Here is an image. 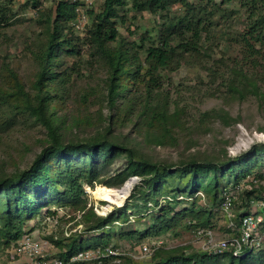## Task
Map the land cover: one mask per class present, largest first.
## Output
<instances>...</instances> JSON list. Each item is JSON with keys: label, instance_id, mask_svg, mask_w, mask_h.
Masks as SVG:
<instances>
[{"label": "rangeland", "instance_id": "1", "mask_svg": "<svg viewBox=\"0 0 264 264\" xmlns=\"http://www.w3.org/2000/svg\"><path fill=\"white\" fill-rule=\"evenodd\" d=\"M217 2L219 10L209 8L205 12L208 29L203 31L198 49L185 50L177 46L181 40L171 41L175 51L169 65L160 69L149 85L145 81L133 88L130 93L135 98L133 111H129L131 103L124 104L122 99L115 107L111 106L107 93L109 65L95 47L86 43V35L67 24L56 25L58 35L73 39V46L64 47L66 50L55 63L54 70L58 74L43 88L51 95L49 114L60 140L69 144L108 138L133 148L135 157L131 158L134 160L146 159L161 167L171 166V173L156 185L140 173L128 170V154L99 159L98 169L92 173L95 175L93 181H90L91 172L86 166L75 174L85 176L81 180L83 193L80 198L87 207H92L99 216L115 213L116 220L103 232L110 236L109 245L126 253L125 258L132 264L153 263L147 257L129 256L128 252L139 253L143 244L150 246L154 253L163 248H181L189 255L202 248L193 234L192 216L179 215L170 225L166 222L167 229L155 232L159 218L171 220L185 208L213 210L216 237H227L225 228L229 217L216 207L213 197L203 189L191 197L184 192L190 175L180 176L179 167L194 162L230 161L229 166L221 167L218 172L220 181L228 186L233 185L237 176L252 170L254 173L247 177L250 180L247 184L255 180L256 196L260 199L251 203L247 213L255 212L263 218L260 212L264 208V151L258 148L249 165L239 167L233 163L255 146L264 144V95L255 94L241 79L236 81L232 71L237 67L254 73L255 62L243 59L239 43L248 23L247 13L235 3ZM104 4L105 0H99L89 9V16L90 11L94 12L90 23L95 14L103 10ZM117 8L119 15L114 22L119 36L109 46L123 44L129 52L138 54L142 62L146 60V50L161 43L165 24L185 13V8L179 4L158 12L138 10L133 0H123ZM8 9L10 20L0 26V180L31 167L37 155L53 141L47 125L26 108L24 92L31 96L38 93L42 57L49 44V35L55 30V24L49 26L47 18L55 19L56 4L14 0ZM257 65L258 86L264 93V68ZM18 81L23 88L18 86ZM156 104L167 105L172 114L171 123L167 124L170 130L164 132L165 137H160L158 132L165 121L160 128H155L148 124L143 114L146 108ZM157 138L163 142L158 143ZM63 164L54 163L48 168V177H55L44 192L47 193L46 199L43 198L46 207L24 223V234L52 242L55 256L61 250L54 245L53 240H58L55 236L65 239L71 235L70 238L77 237L86 243L102 233L86 230L93 221L86 222L82 202L61 196L72 184L69 178L62 181L58 166ZM253 174L263 177L256 180ZM131 179L130 193L120 199L112 192L116 189L102 187L121 189ZM242 189H235L237 204L230 215L245 211ZM98 191H104V197ZM175 195L178 200L167 205ZM156 201L169 209L161 211ZM47 208L50 213L45 212ZM13 244L7 246L0 239V264H8ZM222 260L228 262V258ZM81 264L101 263L86 261Z\"/></svg>", "mask_w": 264, "mask_h": 264}, {"label": "trees", "instance_id": "2", "mask_svg": "<svg viewBox=\"0 0 264 264\" xmlns=\"http://www.w3.org/2000/svg\"><path fill=\"white\" fill-rule=\"evenodd\" d=\"M14 0H0V26L9 22L8 14L10 10L8 7ZM37 4V0H34ZM218 0H133V5L138 10H149L151 12H158L159 10H166L171 5L179 4L185 8V13L182 16H177L174 20L165 24L164 29L160 35L161 43L159 45L150 46L146 52V60L140 61L138 54L129 52L123 44L117 47L109 46L112 41H117L119 32L116 28L114 19L118 17V6L123 4V0H105L104 8L100 13L95 14L92 22L87 28L85 41L89 45L95 47L106 60L109 65V76L107 79V93L111 106L115 107L119 99H122L124 104L131 103L129 111H133V104L135 98L130 93L136 86L142 85L145 81L149 85L155 77V74L162 68L169 65V60L175 48H172L171 41H177V46L185 50H196L199 46V41L203 36V31H207L208 18L205 12L210 10H219ZM221 3L230 4L235 3L244 9L247 13L248 23L244 33L240 35L239 43L241 44L243 59L246 62L254 63V73L249 74L243 68H232L235 80L241 79L242 83H246L250 88H253L255 94L261 95L264 93L259 89L260 77L256 74L257 63L264 68V0H221ZM55 19L47 18L49 26L55 24V30L49 35V44L44 51L42 57V71L39 77L38 93L34 96L24 92L25 106L28 110L33 112L39 119H41L49 128L52 136V143L45 147L39 155L35 158L33 164L28 169L13 175H7L0 180V239L5 241L7 246L16 243L24 235V223L27 219H32L39 214L45 207L43 198L46 199L48 187L54 177H48V168H52L54 163L63 162V166H58L62 181L71 180L72 184L67 186L65 192L61 196L71 198L74 201L82 202V211L87 225V231L99 230L101 234L93 236L85 243L77 237L53 240L54 245L60 248V253L57 255L61 258H68L75 252L81 249L106 247L109 245V234H105L104 229L114 223L115 213L107 216H99L92 207H87V203L83 202L80 195L83 193L81 180L85 179L82 174L75 175L84 166L90 171V181H93L92 173L97 168L99 159L104 157H112L118 154H128L130 160L128 162V170H133L140 173L146 180L156 185L162 182L171 172V166H160L146 159L139 161L132 159L135 157V150L127 145H120L108 138L94 139L85 142L67 143L64 144L59 137L58 131L55 127L52 115L49 114V101L51 95L43 90L48 80L56 77L58 72H55L54 67L57 59L61 53L73 46L72 38H65L56 32V25L67 24L72 27V23L78 18V2H59L55 3ZM94 15L93 10L90 11V16ZM261 62V63H260ZM151 77L147 80V77ZM18 86L23 88V85L18 81ZM241 94L242 90H239ZM148 124L155 128H160L161 122L165 121L162 129L159 132L160 137H165L164 132H168V122L171 123V116L169 114L168 106L156 104L146 108L143 111ZM158 143L163 140L157 138ZM258 148L264 151V144L255 146L248 153L239 156L233 162L239 167L249 165L255 158ZM76 157V158H75ZM132 157V158H131ZM75 158V159H74ZM111 162V158L109 159ZM231 163H217V162H194L192 164L179 167V175H190L189 182L186 186V192L189 196L196 195L203 189L206 193L213 197L216 207L220 210L222 202V192L228 185L226 182H221L218 172L221 167H227ZM73 167V169H72ZM94 167V168H93ZM254 173L252 170L237 176L234 179L233 186L241 184L242 180L251 176ZM254 179L259 180L263 175L257 178V174H253ZM61 178H59L61 180ZM125 177L123 178V180ZM148 181V182H149ZM250 180H248L249 182ZM255 180H251L247 188L242 189V198L244 202L245 211L236 213L232 217L235 225L229 226L226 223L225 231L229 236H240V227L242 224V217L251 207V203L259 200L256 196L258 191L254 188ZM108 189H117L116 187H109L102 185ZM59 193V192H58ZM177 195L173 196L167 205H172L173 201H177ZM242 201V204H243ZM235 205L237 200H235ZM161 211L169 209L165 205H161L156 201ZM45 212L50 213L51 210L47 208ZM54 213V212H53ZM52 213V214H53ZM126 214V210L122 212ZM258 213V212H257ZM260 214L264 218V208H261ZM179 215L192 216L190 220L191 227L194 228H212L215 229L213 223L214 213L207 209H187L177 214L168 220L165 217L159 218L157 223L158 229L156 233H161L163 229H167V225L175 222ZM94 219H96L94 221ZM167 222V224H166ZM264 225V221H263ZM107 236V238H106ZM116 247V246H115ZM222 258H228V262H223ZM152 260L151 264H264V249L258 252H248L243 257L235 256L232 250H227L223 253H209L206 251H197L192 254H185L181 248L160 249L157 253H153L147 257ZM122 264H132L130 259L125 258Z\"/></svg>", "mask_w": 264, "mask_h": 264}, {"label": "built area", "instance_id": "3", "mask_svg": "<svg viewBox=\"0 0 264 264\" xmlns=\"http://www.w3.org/2000/svg\"><path fill=\"white\" fill-rule=\"evenodd\" d=\"M40 3H59L65 1L78 2V18L72 23L73 30L84 35L89 26V9L99 0H37ZM248 178L242 180L238 186H227L222 192L221 210L229 217V226L234 227L235 223L231 214L235 208V192L237 188L248 186ZM237 213V212H236ZM264 219L255 212L245 213L242 217L240 236H229L217 238L212 228H194L195 240L202 243L201 251L209 253H223L232 250L235 256L243 257L248 252H258L264 249ZM68 235V234H67ZM58 239V236H55ZM53 243L43 240L36 235L25 233L11 249V258L8 264H81L86 261H97L104 264H122L126 253L119 248L109 245L103 248L81 249L68 258H61L52 253ZM154 250L147 244L139 248V253L128 252L133 257H149Z\"/></svg>", "mask_w": 264, "mask_h": 264}, {"label": "bare ground", "instance_id": "4", "mask_svg": "<svg viewBox=\"0 0 264 264\" xmlns=\"http://www.w3.org/2000/svg\"><path fill=\"white\" fill-rule=\"evenodd\" d=\"M133 180H129L126 182V184L123 186V188L121 189H116V190H112V192H114L115 195H117V198H123L125 196H127L130 191H131V188H132V182ZM98 194L101 196V197H104V191H98ZM107 198V197H105Z\"/></svg>", "mask_w": 264, "mask_h": 264}, {"label": "water", "instance_id": "5", "mask_svg": "<svg viewBox=\"0 0 264 264\" xmlns=\"http://www.w3.org/2000/svg\"><path fill=\"white\" fill-rule=\"evenodd\" d=\"M132 180V179H131Z\"/></svg>", "mask_w": 264, "mask_h": 264}]
</instances>
